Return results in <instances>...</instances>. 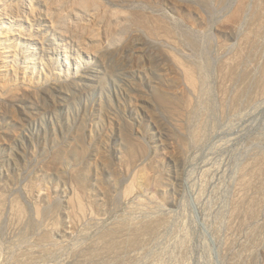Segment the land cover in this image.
<instances>
[{
	"label": "rangeland",
	"instance_id": "374dc122",
	"mask_svg": "<svg viewBox=\"0 0 264 264\" xmlns=\"http://www.w3.org/2000/svg\"><path fill=\"white\" fill-rule=\"evenodd\" d=\"M0 264H264V0H0Z\"/></svg>",
	"mask_w": 264,
	"mask_h": 264
}]
</instances>
